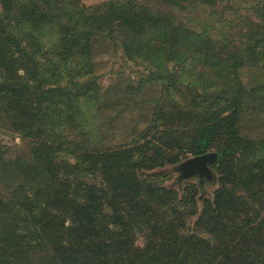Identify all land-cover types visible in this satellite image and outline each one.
<instances>
[{
  "label": "trees",
  "instance_id": "1",
  "mask_svg": "<svg viewBox=\"0 0 264 264\" xmlns=\"http://www.w3.org/2000/svg\"><path fill=\"white\" fill-rule=\"evenodd\" d=\"M258 1L262 25L225 51L206 22L225 25L234 0H0V120L25 145L11 155L0 142V264H264V135L241 132L246 101L264 91L240 77L264 72ZM102 42L148 64L139 86L159 83L164 97L130 143L96 148L83 104L101 91ZM189 58L199 71L169 69ZM182 153L216 154L220 175L193 226L200 186L179 199L144 171Z\"/></svg>",
  "mask_w": 264,
  "mask_h": 264
},
{
  "label": "rangeland",
  "instance_id": "2",
  "mask_svg": "<svg viewBox=\"0 0 264 264\" xmlns=\"http://www.w3.org/2000/svg\"><path fill=\"white\" fill-rule=\"evenodd\" d=\"M108 1L111 0H81L82 4L87 7L97 6ZM251 1L254 0H234L235 9L227 16L228 22L225 25L218 24L213 19L206 22V27H209L210 23H215L213 29L208 31L207 35L221 38V40L217 39L222 42L219 47L224 46L225 51H233L240 47L241 37L255 25L256 27L262 25V16H258L250 9ZM245 2L248 6H245ZM258 2L264 5V1ZM219 18L221 17H216V19ZM248 22L250 23L248 24ZM96 49L95 76L98 77L97 84L100 86L101 91L97 98L93 99L91 105L83 104L86 121H88V126L91 128L89 145L100 148L104 145L115 147L128 144L138 136L139 131L143 130L151 119L154 100L163 99L164 94H162L161 85L153 82L146 85L143 83L144 86L140 87V82L151 75L147 70L148 64H143L140 60L133 61L129 59L125 56L124 50L115 44L102 42L96 46ZM201 64L202 61H191V58H189L185 62L182 60L172 61L169 64V69L174 72H183L184 76H190L191 73L200 70ZM155 71L156 68H154ZM240 77L247 85L248 92L251 91V88L264 84V72L260 70L245 68L241 71ZM210 78V82L211 80L215 83L216 81H218L217 83L222 82L216 74L210 73ZM215 90L216 88H212V91ZM163 91H166V89L163 88ZM199 93H204L203 87L199 88ZM245 107L246 110L243 113L241 123L243 136L256 138L264 135V91L255 92L253 98L246 101ZM81 140L85 142L82 137ZM0 142L7 147L11 155L24 151V140L13 132L3 120H0ZM172 153L175 152L172 151ZM212 153L217 152L213 151ZM180 156L182 161L178 164H166L163 168L144 171L157 184L168 190H176L179 199L184 198V192L187 188L195 185L200 186L196 198L199 213L191 220L193 226L192 223H195L200 216L203 203L207 199H212L215 192L220 188V175L214 168L215 164L213 162L209 165L210 171L206 176L201 174L198 176H185L180 168L195 157L187 153H182ZM138 173L140 174L142 171L140 170ZM99 181L100 178L95 180L97 186ZM143 243V237L139 236L138 244L142 246Z\"/></svg>",
  "mask_w": 264,
  "mask_h": 264
},
{
  "label": "water",
  "instance_id": "3",
  "mask_svg": "<svg viewBox=\"0 0 264 264\" xmlns=\"http://www.w3.org/2000/svg\"><path fill=\"white\" fill-rule=\"evenodd\" d=\"M216 160V154H206L202 156L195 157L185 163L184 167L191 170V175L200 172L209 171V165Z\"/></svg>",
  "mask_w": 264,
  "mask_h": 264
},
{
  "label": "flooded vegetation",
  "instance_id": "4",
  "mask_svg": "<svg viewBox=\"0 0 264 264\" xmlns=\"http://www.w3.org/2000/svg\"><path fill=\"white\" fill-rule=\"evenodd\" d=\"M185 165V164H184ZM184 165L180 168V170L182 171L183 175L185 176H188V175H191V170L190 169H187L184 167ZM201 173V172H200ZM200 173H195V174H192L193 176H198Z\"/></svg>",
  "mask_w": 264,
  "mask_h": 264
}]
</instances>
